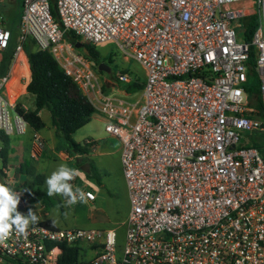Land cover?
I'll return each mask as SVG.
<instances>
[{
	"label": "built area",
	"instance_id": "1",
	"mask_svg": "<svg viewBox=\"0 0 264 264\" xmlns=\"http://www.w3.org/2000/svg\"><path fill=\"white\" fill-rule=\"evenodd\" d=\"M55 12L49 0H22L12 62L0 73V133L31 128L18 103L25 91L12 98L8 89L26 81L12 65L30 37L120 141L129 200L123 246L113 228L38 223L24 236L13 226L0 264H66L61 244L93 250L71 264H264V157L246 142L249 133L264 134V0H55ZM252 14L257 25L246 40L241 19ZM66 32L89 43L111 40L124 59L139 62L137 96L105 92L136 77L117 68L102 78ZM9 37L0 26L1 59ZM251 69L262 109L246 89ZM44 147L33 129L31 158Z\"/></svg>",
	"mask_w": 264,
	"mask_h": 264
},
{
	"label": "rangeland",
	"instance_id": "2",
	"mask_svg": "<svg viewBox=\"0 0 264 264\" xmlns=\"http://www.w3.org/2000/svg\"><path fill=\"white\" fill-rule=\"evenodd\" d=\"M21 1L22 0H0V26H8L16 23V7L17 5H21L22 10ZM82 42L86 41L82 40ZM92 44L100 54L99 60H107L108 57L111 58V60L107 61H111L112 73L115 72L117 68H120L123 71L131 72L135 77H138L140 81H143L144 70L141 64L134 59H124L116 50L113 41L107 40ZM78 50L81 51V49ZM96 71L102 78L109 76V74L98 71L97 69ZM104 91L108 93L122 92L125 94L123 84L119 87L104 88ZM131 92L132 93L128 94V98L134 99L139 91L133 90ZM18 103L20 105L23 104L28 110H33L35 108L34 97L28 92L21 95ZM41 119L46 125L44 131L48 130V132L51 131L53 134L51 144L55 143L56 147L55 149H48L46 153L42 157L40 156L41 158L39 157L37 160L31 158L30 149L32 136H30V134L32 133L31 129L28 128L26 134L22 136L24 142L23 152L25 154L23 160L35 167V172L43 176L44 182L42 188L47 196L45 199L48 203V207L42 203V195H39V199H37L34 195L27 196L24 195L23 191L17 190L22 194L21 201L19 202L21 206L27 201V205L18 207L19 212L22 215H27L29 209H31L38 217L37 223H30L29 226L36 225L42 220H51L57 228L98 230L113 228L117 234V244L119 247H122L125 232L124 222L129 210V200L127 197L125 179L121 170L119 153L115 150L118 147V141L105 132V118L95 112L90 121L72 135L77 143L84 144L85 140L88 139L92 142V145L88 147V155L85 157L79 156L78 158L73 159L70 158L71 154L65 140L56 130H54L51 116L47 109H42ZM12 141L13 138L10 139L11 148H13L11 145ZM246 142H251L254 145L263 144L264 134L249 133L246 136ZM61 153H63V155ZM8 160L10 161V158ZM85 164L89 165L88 172L83 169V165ZM60 165H66L70 169L79 171L80 174L73 180L69 181V183L72 184L74 191L77 188L81 190H91L96 196V200L93 203L77 202L68 205L66 204V198L61 195H48L46 179ZM8 169V174H2L0 172V178H5L9 183V187L16 188L24 181L31 179V176L21 173L16 166L9 165ZM4 183L3 185H7ZM24 199H26L25 202ZM49 204H51V206ZM86 251V257L91 256L93 253V250L86 249Z\"/></svg>",
	"mask_w": 264,
	"mask_h": 264
},
{
	"label": "trees",
	"instance_id": "3",
	"mask_svg": "<svg viewBox=\"0 0 264 264\" xmlns=\"http://www.w3.org/2000/svg\"><path fill=\"white\" fill-rule=\"evenodd\" d=\"M49 5L51 12L56 16L55 0H49ZM16 8V23L8 26L6 25V28L10 32V37L7 46L2 51V59L0 61L1 74H4L9 69L13 58L14 47L17 42L16 38L19 32L21 5H17ZM241 23L244 28L245 39L250 40L257 25L256 15L252 14L243 17ZM65 37L73 45L76 41H82L79 36L72 32H66ZM83 45L88 51V54H84L96 63L100 58V54L95 49L94 45L88 42H83ZM23 50L26 53L31 72V79L26 85V91L33 95L35 104L33 110H27L24 112V116L30 127L39 130L44 126V122L38 112L41 109H47L50 113L51 121L55 130L65 140L69 152L85 157L88 154V146L92 143H77L72 135L90 121L92 115L95 113V109L87 100L80 87L65 74L50 52L38 49L34 40L30 37L26 38L23 42ZM107 60H111V58L108 57ZM249 63L253 64V57L250 58ZM142 82L143 81H140L139 78L136 77L135 81L124 84L125 92H131L133 90L139 91L142 88ZM246 89L254 96L255 105L262 109L259 96V80L257 73L253 69L248 73ZM8 143L9 136L0 133L1 166H5L7 162L9 150ZM254 146L259 149L264 157V143L256 144ZM19 170L21 173L31 176V179L24 181L16 188L9 187L8 185L5 186L12 192H14V190H21L24 192V195H34L37 199H39V195H42V203L48 207V203L45 199L47 196L42 188L44 182L43 176L35 172V168L26 162L25 164H21ZM49 205L51 206V204ZM17 211L19 212L18 209ZM40 224L47 225L51 228H57L51 220L42 221ZM61 246L63 253L61 254L60 262L62 263L71 264L86 257V248L82 249L79 245L69 246L61 244Z\"/></svg>",
	"mask_w": 264,
	"mask_h": 264
},
{
	"label": "clouds",
	"instance_id": "4",
	"mask_svg": "<svg viewBox=\"0 0 264 264\" xmlns=\"http://www.w3.org/2000/svg\"><path fill=\"white\" fill-rule=\"evenodd\" d=\"M79 174L78 170L70 169L66 165L58 166L46 179L48 195H61L66 198V204L68 205L77 202L87 203V197L90 194L84 193L79 188L74 191L72 184L69 183ZM18 203L19 196L5 185L0 184V245L4 244L9 238L13 226L21 235L26 236L29 224H35L38 221V217L31 209H29L27 215L18 212Z\"/></svg>",
	"mask_w": 264,
	"mask_h": 264
},
{
	"label": "crops",
	"instance_id": "5",
	"mask_svg": "<svg viewBox=\"0 0 264 264\" xmlns=\"http://www.w3.org/2000/svg\"><path fill=\"white\" fill-rule=\"evenodd\" d=\"M0 61H1V54H0ZM12 68H13V71H14V75H16V73H20V74L22 73V75L26 78V81H24L23 85H19L17 83V81L14 82V80L11 81L8 84L9 94L13 98L16 95H18L19 93H22L24 91H25V93L27 92L25 85H27L29 83L30 79H31V72H30V68H29V63H28V59H27L26 53L24 51H23V53H20L19 54L18 59H17V62L12 65ZM19 98H18V101H19ZM41 111H42V109L39 110V112H38V114H39L40 117H41ZM100 115H102V114H100ZM105 122H106V118H105ZM45 126L46 125L44 124V126L41 129L37 130L41 134V136L43 137V139L45 141V147H44V149L42 150V152L40 154L41 157L46 153V151L48 149H55V147H56V144L55 143L54 144L53 143L51 144V141L53 139V134L51 133V131H49V132H48V130L47 131H44L45 128H46ZM53 128L55 130L54 125H53ZM30 129H31V133H33V128H30ZM25 134L26 133H24L22 135H10L9 136V143H8V149L9 150H8L7 164L5 166H1L0 165V168L3 167L2 169H0V172L2 174H4V173L8 174L9 173V169H8V166L9 165L16 166V167L19 168L21 166V164H25L26 161L23 160L24 159V155H25L24 152H23V150H24V142H23V139H22V136L25 135ZM109 135H111V134H109ZM30 136H32V134H30ZM111 136H113V135H111ZM113 137L115 139H117V141H118V147L115 150L119 153V158H120V148H121L120 141L118 140L117 137H115V136H113ZM11 138H13V141L11 143V145H12L13 148H11V146H10V139ZM88 147H90V145ZM61 154L63 155V153H61ZM70 154H71L70 155V158L71 159L78 158L80 156L78 154H73V153H70ZM9 158H10V161L8 160ZM0 164H1V161H0ZM121 170H122V167H121ZM8 177L11 178L10 176H8ZM3 183L4 184H7V185L9 184L8 181L5 180V178H0V184H3ZM14 193L15 194L16 193H19L22 196V194L19 191H15ZM95 200H93V201H87V202H90V203L92 202L93 203ZM25 201H26V199H24V202ZM25 205H27V201L22 206H21L20 203H18L17 209H18V207H23ZM42 221H44V220H42ZM42 221H40V222H42Z\"/></svg>",
	"mask_w": 264,
	"mask_h": 264
},
{
	"label": "water",
	"instance_id": "6",
	"mask_svg": "<svg viewBox=\"0 0 264 264\" xmlns=\"http://www.w3.org/2000/svg\"><path fill=\"white\" fill-rule=\"evenodd\" d=\"M74 46L76 48H78V49H81L83 53L88 54L87 48L83 45V42L82 41H76L74 43ZM97 68H98V70L104 71L107 74L110 73L108 66L104 62L99 63L97 65ZM241 141H242V139H241ZM83 169L88 172L89 171V165L88 164L83 165Z\"/></svg>",
	"mask_w": 264,
	"mask_h": 264
},
{
	"label": "flooded vegetation",
	"instance_id": "7",
	"mask_svg": "<svg viewBox=\"0 0 264 264\" xmlns=\"http://www.w3.org/2000/svg\"><path fill=\"white\" fill-rule=\"evenodd\" d=\"M101 62L106 63V65H107L108 68H109V71L111 72V63L108 62V61H106V60H98V61H96V64L98 65V64L101 63ZM102 72H104V71H102ZM104 73H105V72H104Z\"/></svg>",
	"mask_w": 264,
	"mask_h": 264
}]
</instances>
